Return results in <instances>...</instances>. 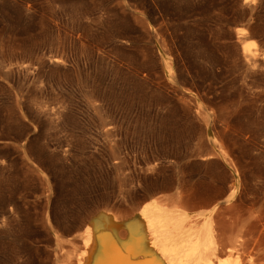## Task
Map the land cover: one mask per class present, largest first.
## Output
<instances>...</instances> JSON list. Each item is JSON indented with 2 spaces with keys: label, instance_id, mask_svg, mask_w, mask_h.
<instances>
[{
  "label": "rangeland",
  "instance_id": "obj_1",
  "mask_svg": "<svg viewBox=\"0 0 264 264\" xmlns=\"http://www.w3.org/2000/svg\"><path fill=\"white\" fill-rule=\"evenodd\" d=\"M206 190L264 215V0H0V264Z\"/></svg>",
  "mask_w": 264,
  "mask_h": 264
},
{
  "label": "bare ground",
  "instance_id": "obj_2",
  "mask_svg": "<svg viewBox=\"0 0 264 264\" xmlns=\"http://www.w3.org/2000/svg\"><path fill=\"white\" fill-rule=\"evenodd\" d=\"M153 32L159 53L170 52L167 36ZM230 178L221 190L235 186L227 200L238 189V180ZM258 202L254 194L222 203L206 190L192 202L153 198L123 216L99 210L84 229L82 255L62 258L67 264H264Z\"/></svg>",
  "mask_w": 264,
  "mask_h": 264
}]
</instances>
